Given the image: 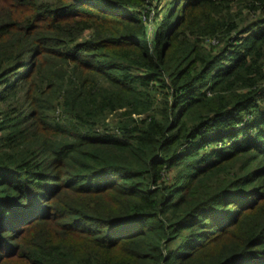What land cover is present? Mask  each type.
Returning a JSON list of instances; mask_svg holds the SVG:
<instances>
[{
    "label": "trees",
    "instance_id": "obj_1",
    "mask_svg": "<svg viewBox=\"0 0 264 264\" xmlns=\"http://www.w3.org/2000/svg\"><path fill=\"white\" fill-rule=\"evenodd\" d=\"M261 100L264 0H0V264H264Z\"/></svg>",
    "mask_w": 264,
    "mask_h": 264
},
{
    "label": "rangeland",
    "instance_id": "obj_2",
    "mask_svg": "<svg viewBox=\"0 0 264 264\" xmlns=\"http://www.w3.org/2000/svg\"><path fill=\"white\" fill-rule=\"evenodd\" d=\"M151 8V7H150ZM152 15H153V13H152ZM264 100H261V101H259V105L264 109V105L263 104H261V102H263ZM263 112H264V110H263ZM108 121H109V127L110 128H113L114 127V123L117 121V115H111V116H109V118H108ZM227 143V140H225V144ZM168 175V174H167ZM170 176H172L173 175V172L171 171L170 172V174H169ZM169 177V176H168ZM167 177V178H168Z\"/></svg>",
    "mask_w": 264,
    "mask_h": 264
},
{
    "label": "built area",
    "instance_id": "obj_3",
    "mask_svg": "<svg viewBox=\"0 0 264 264\" xmlns=\"http://www.w3.org/2000/svg\"><path fill=\"white\" fill-rule=\"evenodd\" d=\"M167 177H168V175L166 174L165 177H164V179H163L165 182H168L169 181V177L168 178Z\"/></svg>",
    "mask_w": 264,
    "mask_h": 264
}]
</instances>
